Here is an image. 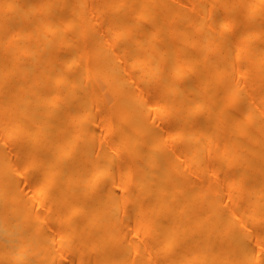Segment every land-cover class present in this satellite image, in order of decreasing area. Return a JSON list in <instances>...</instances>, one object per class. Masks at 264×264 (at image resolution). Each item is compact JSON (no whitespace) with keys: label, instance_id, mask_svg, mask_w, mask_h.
<instances>
[{"label":"bare ground","instance_id":"bare-ground-1","mask_svg":"<svg viewBox=\"0 0 264 264\" xmlns=\"http://www.w3.org/2000/svg\"><path fill=\"white\" fill-rule=\"evenodd\" d=\"M98 2L0 0L1 123L10 138L0 139V264L61 259L59 243L49 250L51 233L41 229L20 178L50 202L43 222L80 215L62 227L77 264H264V0H224L210 30L203 29L208 18L192 15L211 13L207 0H191L190 11L171 0ZM89 7L93 19L107 12L103 29L119 43L113 51L87 25ZM228 18L236 25L232 42L211 37L228 30ZM82 36L103 59L96 67L76 59ZM59 47L74 53L59 55ZM239 56L248 61L240 69ZM121 61L140 70V85L155 81L149 85L167 103L162 119L171 120L165 131L148 123ZM249 69L259 103L243 98L244 88L226 75L237 70L244 79ZM104 98L115 131L111 154L97 146L89 123V107H105ZM116 153L122 163L114 175ZM19 160L25 168L16 175L11 164ZM228 173L232 190L244 186L238 197ZM128 219L136 220L133 228ZM142 229L141 239H126Z\"/></svg>","mask_w":264,"mask_h":264},{"label":"rangeland","instance_id":"rangeland-1","mask_svg":"<svg viewBox=\"0 0 264 264\" xmlns=\"http://www.w3.org/2000/svg\"><path fill=\"white\" fill-rule=\"evenodd\" d=\"M93 1L98 3L97 8L101 7V3L98 2L100 0H93ZM171 1L173 3H175V4H177V5H179V6L190 11L191 0H171ZM207 1L210 2L215 8V9H213V11L211 13L208 12V9L205 12L199 11V14H197L196 10H193V13H192V15H195V16L200 15V16H204L206 19L208 18V20L203 25L204 30H210L214 20L218 19L219 15L221 17L222 5L224 4L223 3L224 0H207ZM94 9H95L94 7H89V9H88V12H89L88 15L90 16V20L88 21L87 25L90 26V28L92 29L91 31L96 33L99 38H102L105 40L106 49L108 51H113L119 43L117 40H109L110 39L109 38L110 33L103 29V24H102V22L104 21V19L107 17L108 14L106 12L102 16L98 17L97 19H93V18H91V16L94 13ZM254 13H255V9L252 10L250 16L254 15ZM55 17L58 18V15ZM227 23L229 26L228 30H226L225 32L216 31L215 35L212 34L211 37L223 35L229 40V42H232V36L236 31V25L234 24L233 21H231L230 18L227 19ZM216 29L217 28H215V30ZM7 33H9V31L4 30V34H7ZM81 33L87 37V34L85 32H81ZM165 33L168 34V35L166 34L167 37L173 36L170 32H165ZM81 39H83L85 43L84 42L80 43L79 47H77V48L73 47L74 50H77V52L74 53L73 48L64 49L63 47H59L58 48V54L64 55V54H67V53L69 54V53L73 52L76 55L77 61L82 66H85L86 64L89 66H92V67L98 66L99 62H101L103 59L100 60L98 58L97 49L95 47L90 49L88 47V44L86 42V38L84 36H82ZM7 41H9V40H7ZM7 41H6L5 47L8 46ZM124 58L126 59V56H124ZM236 60L238 63V67L240 65H246L248 63V61L244 57H241V56H239L238 59H236ZM121 63H122V66L124 67L123 74H124L125 79L127 81V83H126L127 88H129L133 92L134 97L136 99L144 101L146 104L145 110L148 114V116H147L148 123L155 126L159 130L165 131V129L168 127V125L171 121L169 119H167V120L162 119V117L166 113V106H167L166 101L163 99V97H161L157 94V91L153 88L152 85H149V83L152 80H144L142 82V84L140 85V83H138L137 79L134 78V76H136L138 73H140V70H131L123 64L124 63L123 61H121ZM239 69H240V67H239ZM255 71L256 70H250L249 69L248 73L244 79H241L240 74L237 70L234 72H230V74L227 73L226 75H227V77L230 76L231 78H233V80L236 82V90H240L242 87L244 88V90L241 89V91H240V94L243 98L248 100V99H250V97H252V98H254V101L256 103H259V101H257V99H256L259 95L258 94L259 88L253 82V78H254L253 74L255 73ZM226 75L224 76V78L226 77ZM93 76L94 75H91L90 78H93ZM188 81H190L192 84L196 83L197 77L193 76ZM154 82L155 81H152L151 83L153 84ZM96 97L97 96H95V98ZM100 102L102 104H104L105 107H101L100 109H96L94 105L89 107V111H90V114L92 116V119L89 121V123L94 128L96 136L98 137V139H100V143L97 144V146H106L107 149L109 148V152L111 154L112 153L111 152L112 151L111 146L114 142L115 131L112 128V120H111L110 116L106 114L110 103L105 98H104V100H102ZM3 113H4V110H2L0 108V139H2V142L4 144H6V142L10 138L3 136V129L5 127V125L1 123V115ZM205 114H206L205 112H202L198 115V117L204 118ZM100 120L104 121L103 125L99 124ZM207 121H208L209 126L214 125L213 124L214 120L208 119ZM105 142H106V144H105ZM180 143L181 142L177 141V142H174L173 144L174 145H180ZM8 150L11 153V154L8 153L9 156L17 155L15 149L9 147ZM113 157H115L116 162H117L113 166L114 168L113 167L111 168L114 171V175H115L118 172V166L119 165L121 166L122 155H121V153H116V154H113ZM205 159L209 160L210 157L206 156ZM100 161L105 162V159L102 158V159H100ZM11 165H12V168L15 170L16 175H18L19 173H22L23 169L25 168L22 165V162L20 160L18 162L15 161L14 165H13V163ZM36 172H38V170L33 169V170L29 171L28 173H29V176H31L32 174H34ZM228 174H229V177L227 180L228 181L227 184H229L228 189L230 190V192L234 196L238 197L244 192V186H241L237 189L232 190L233 176L231 173H228ZM123 179H126V177H123ZM32 189H33V181L31 179L23 180L20 178V190H22V193L27 200L30 201V199H31V201H30L31 202V211L34 213H37L38 215H40V214L42 215V216L40 215L41 229L44 232L51 233L52 243L49 247V250H51L52 253H54V249H58L61 246V249H60L61 259L57 260L56 264H77L76 262L71 261V257L67 256V249L65 248V245H66L67 241L69 243V236L66 233H64L62 227L64 225L66 227L73 225L74 222L78 219V217L80 215H76L70 221H66V222L63 220L62 221L61 220L60 221H54L52 223H46V221L43 222L44 216L48 213V211L51 210L49 208L50 202L47 200V198L44 194V191H40L39 194H33ZM128 194H129V190H126L124 192H120L117 195V197L126 198ZM226 195L227 194H224V205L225 206H231L232 202L227 201ZM126 221H127V227L133 228L136 220L128 219ZM258 226H259V223H255L252 226V229L253 230L257 229ZM75 233H77V232H75ZM57 235L61 236V238L57 239ZM143 235H144V230L142 229V230H139V232L136 236L131 235V233L129 231H127L125 234V237L127 240H131L132 238L141 239V237ZM252 241L254 244L257 243V239L255 238L254 234L252 236ZM58 243L60 246L57 247ZM254 248L256 249L257 246ZM260 253L262 255L264 254V248L260 249ZM29 259L30 258H26V260H29Z\"/></svg>","mask_w":264,"mask_h":264}]
</instances>
